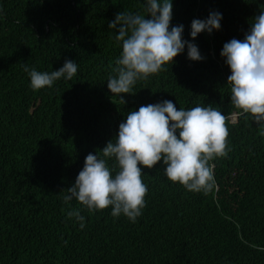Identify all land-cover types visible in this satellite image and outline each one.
Returning <instances> with one entry per match:
<instances>
[{"label": "trees", "instance_id": "obj_1", "mask_svg": "<svg viewBox=\"0 0 264 264\" xmlns=\"http://www.w3.org/2000/svg\"><path fill=\"white\" fill-rule=\"evenodd\" d=\"M171 2L169 30L183 25L182 39L203 59H188L185 46L117 97L107 80L122 51L120 25L108 24L120 12L143 14L146 0H0V264H264V127L233 115L220 56L226 42L244 39L264 0ZM211 12L222 14L220 29L193 40L192 20ZM66 60L77 64L71 80L31 87L25 65L50 73ZM164 100L228 117L227 155L209 162L214 188L171 182L161 161L141 166L148 191L135 222L114 217L111 206L90 212L65 202L85 157L103 158L127 113ZM69 211L84 217L83 228Z\"/></svg>", "mask_w": 264, "mask_h": 264}, {"label": "clouds", "instance_id": "obj_2", "mask_svg": "<svg viewBox=\"0 0 264 264\" xmlns=\"http://www.w3.org/2000/svg\"><path fill=\"white\" fill-rule=\"evenodd\" d=\"M171 0H146L142 13L120 12L108 24L117 29L115 39L122 42V51L115 61L107 87L112 95L132 94L138 80L156 74L187 46V57L202 60L198 47L182 39L183 25L171 27ZM149 18H145V17ZM222 14L211 12L204 20L193 19L190 37L194 40L201 32L211 34L221 27ZM231 74L230 102L237 111L234 116L250 115L254 122L264 127V11L253 18L243 40L235 38L226 42L220 52ZM30 85L36 89L51 87L53 82L65 78L71 80L77 72L75 61L66 60L61 68L52 72H38L26 65ZM123 104V99H119ZM228 117L208 106H196L190 110L177 109L170 100L140 106L130 111L118 126V133L97 153H89L74 184L67 188L68 202L75 198L88 211L112 207L111 214H123L135 222L145 207L147 186L142 181V170L152 169L163 162L166 177L193 192H209L215 186L214 158L225 157L228 152ZM114 161L109 167L106 159ZM115 172V175H113ZM76 216L83 228L84 217Z\"/></svg>", "mask_w": 264, "mask_h": 264}]
</instances>
